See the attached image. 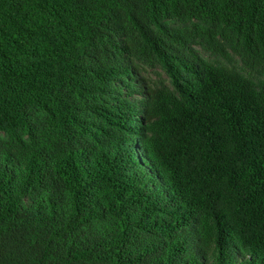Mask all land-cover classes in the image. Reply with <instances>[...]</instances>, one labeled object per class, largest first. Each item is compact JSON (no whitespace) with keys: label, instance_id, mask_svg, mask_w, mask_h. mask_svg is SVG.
Instances as JSON below:
<instances>
[{"label":"trees","instance_id":"1","mask_svg":"<svg viewBox=\"0 0 264 264\" xmlns=\"http://www.w3.org/2000/svg\"><path fill=\"white\" fill-rule=\"evenodd\" d=\"M0 264H264V0H0Z\"/></svg>","mask_w":264,"mask_h":264}]
</instances>
